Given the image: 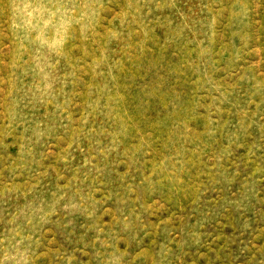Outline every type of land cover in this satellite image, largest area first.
I'll list each match as a JSON object with an SVG mask.
<instances>
[{"label":"rangeland","instance_id":"374dc122","mask_svg":"<svg viewBox=\"0 0 264 264\" xmlns=\"http://www.w3.org/2000/svg\"><path fill=\"white\" fill-rule=\"evenodd\" d=\"M0 264H264V0H0Z\"/></svg>","mask_w":264,"mask_h":264}]
</instances>
